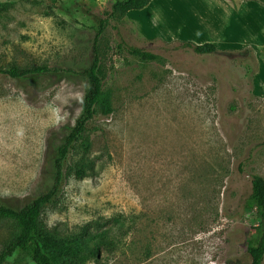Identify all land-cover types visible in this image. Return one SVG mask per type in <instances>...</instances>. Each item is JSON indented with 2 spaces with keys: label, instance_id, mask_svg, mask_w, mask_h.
Instances as JSON below:
<instances>
[{
  "label": "rangeland",
  "instance_id": "rangeland-1",
  "mask_svg": "<svg viewBox=\"0 0 264 264\" xmlns=\"http://www.w3.org/2000/svg\"><path fill=\"white\" fill-rule=\"evenodd\" d=\"M114 1L0 0V66L82 69ZM191 9L154 0L109 19L99 39L102 105L38 219L53 252L78 256L64 264H250L259 220L243 202L251 175L264 177V49L234 29L215 53L175 49L182 39L165 29ZM86 87L73 72L0 74L4 204L21 207L51 187L48 151L74 124ZM15 234L0 221V251ZM4 264L34 262L15 252Z\"/></svg>",
  "mask_w": 264,
  "mask_h": 264
},
{
  "label": "trees",
  "instance_id": "trees-1",
  "mask_svg": "<svg viewBox=\"0 0 264 264\" xmlns=\"http://www.w3.org/2000/svg\"><path fill=\"white\" fill-rule=\"evenodd\" d=\"M264 5V0H255ZM150 0H115L108 9L104 11V17L97 21L94 37L91 44V59L88 65L80 70L61 69L37 65L33 67H19L16 65L7 68L0 66V74H6L13 78H23L28 75L48 72H73L81 74L87 81V87L80 103V111L74 124L69 127L68 132L63 136L61 142L48 151V158L51 163V174L53 183L44 193L37 195L27 201L21 207H12L3 203L0 198V221H11L16 229V234L0 251V264H4L9 256L15 252L21 253L31 259L34 264H64L63 259L71 261L78 259L75 253L68 256H61L53 252L47 243V237L39 229L38 219L45 206L54 203L60 193L63 180V165L66 157L74 144L80 141L86 131L87 123L94 118L97 108L103 101V79L101 74V61L99 53V39L108 24L109 19L125 15L130 10H140L146 7ZM175 49H191L196 54L215 53L218 48L210 42L195 43L190 40H174ZM118 46L121 48L122 44ZM131 55L142 60H156L158 55L139 47L125 45L124 47ZM83 170L78 172L82 175ZM243 209L254 211L258 218V224L247 240V253L250 256V264H261L264 257V177L253 174L250 177L249 193L244 199Z\"/></svg>",
  "mask_w": 264,
  "mask_h": 264
},
{
  "label": "crops",
  "instance_id": "crops-1",
  "mask_svg": "<svg viewBox=\"0 0 264 264\" xmlns=\"http://www.w3.org/2000/svg\"><path fill=\"white\" fill-rule=\"evenodd\" d=\"M192 9L175 16L178 21L176 28H166L182 40H190L201 44L213 43L216 47L223 46L232 37L230 30L236 31V37L246 33L247 40L257 51L264 49V6L255 0H188ZM150 2L144 9L153 5ZM234 36V39L237 38Z\"/></svg>",
  "mask_w": 264,
  "mask_h": 264
}]
</instances>
